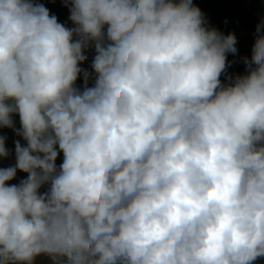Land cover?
<instances>
[{
    "label": "clouds",
    "instance_id": "9594fccd",
    "mask_svg": "<svg viewBox=\"0 0 264 264\" xmlns=\"http://www.w3.org/2000/svg\"><path fill=\"white\" fill-rule=\"evenodd\" d=\"M62 3L0 0V264L264 258V17L233 76L193 0Z\"/></svg>",
    "mask_w": 264,
    "mask_h": 264
},
{
    "label": "rangeland",
    "instance_id": "374dc122",
    "mask_svg": "<svg viewBox=\"0 0 264 264\" xmlns=\"http://www.w3.org/2000/svg\"><path fill=\"white\" fill-rule=\"evenodd\" d=\"M41 1L42 4L48 5L51 8L60 10L67 17L70 16V12L67 7L64 6L62 0H34ZM264 17V0H243L241 4L235 10V13L230 19L226 21V25L230 28V33H234L237 37V53L227 54V61L232 62L231 66L228 67L227 72L230 75H245L247 74V68L243 63V57L245 54L249 55L252 52V47L255 43L256 38V26L260 22L261 18ZM93 57L88 58V60L80 65V67L87 69L88 71H93L91 69ZM222 82L225 81V76L222 75ZM77 86L83 87V78L82 76L77 80ZM91 86V82L89 84ZM15 125L17 128L20 127L19 115L15 114L13 116ZM0 135L6 136V147L12 151V156L9 158H0V167H9L15 164V155H14V141L19 139L22 144L25 142L21 137H17L15 133L9 128H0ZM58 147V146H57ZM63 162V153L61 152L57 158V166ZM19 181H12L8 183L19 184ZM47 190V186H46ZM35 264H52L51 260L48 257L41 256L38 257ZM255 264H264V258L258 259Z\"/></svg>",
    "mask_w": 264,
    "mask_h": 264
},
{
    "label": "trees",
    "instance_id": "16d2710c",
    "mask_svg": "<svg viewBox=\"0 0 264 264\" xmlns=\"http://www.w3.org/2000/svg\"><path fill=\"white\" fill-rule=\"evenodd\" d=\"M38 3H42L41 1H34ZM174 2H178V0H174ZM243 0H193V4L201 9L204 13L205 18L207 19L209 26L215 27L218 31L222 32L224 35L230 33L229 26L226 25V21L232 17L235 13L236 8L239 4H241ZM46 8L49 9L50 15H55L58 19V22L64 24L68 28H72L75 25L71 22L69 17H67L60 10H56L51 8L48 5H45ZM88 58L94 57L95 52L93 50H89L86 52ZM252 52L244 57H248L251 60ZM27 178V173L22 171H17L16 177L12 181H19ZM12 181L6 182L10 183ZM42 193L46 191V186L41 188Z\"/></svg>",
    "mask_w": 264,
    "mask_h": 264
}]
</instances>
